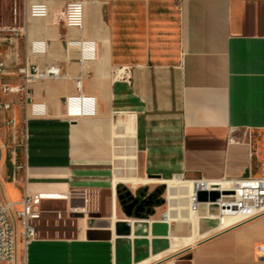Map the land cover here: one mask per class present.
I'll return each instance as SVG.
<instances>
[{"label": "crops", "instance_id": "0c3cea01", "mask_svg": "<svg viewBox=\"0 0 264 264\" xmlns=\"http://www.w3.org/2000/svg\"><path fill=\"white\" fill-rule=\"evenodd\" d=\"M1 3L7 21L10 10ZM60 13L32 18L29 41L0 38L1 87L23 84L27 56L63 73L31 82L27 101L3 94L6 108L19 104L14 121L24 130L19 164L3 181L8 198L20 200L25 190L58 200L110 190L112 209L113 189L117 197L123 183L113 188L117 178L219 180L264 171V0L88 1L82 28L65 25L63 16L55 21ZM69 38L94 40L97 55L81 59L76 47L67 48ZM35 39L47 41L45 53L30 55ZM123 66L129 79L116 76ZM79 77L83 91L97 97L95 114L68 113ZM34 103L45 112H34ZM211 205L198 203L194 227L169 214L166 193L165 211L146 218L165 219L170 239L194 228L202 237L160 262L186 256L187 264H264V213L222 225ZM82 230L74 239H36L20 255L28 264H116L114 237L88 239Z\"/></svg>", "mask_w": 264, "mask_h": 264}, {"label": "built area", "instance_id": "2783aa9c", "mask_svg": "<svg viewBox=\"0 0 264 264\" xmlns=\"http://www.w3.org/2000/svg\"><path fill=\"white\" fill-rule=\"evenodd\" d=\"M88 1L98 0H12L9 19L6 21L3 14L0 0V38L25 36L29 41V22L32 18H47L54 11L61 10L65 25L74 28H82L85 23V7ZM67 48L76 47L81 59L94 58L98 53V46L94 40H84L69 38L66 40ZM47 50V41L35 39L30 42V55L43 54ZM19 72L23 75L24 82L21 85L2 86L4 92H19L25 96L26 101L30 98V84L39 78L59 77L63 75L59 65H49L40 68L27 56L25 64ZM130 68L121 67L117 69L116 76L122 79H129ZM77 93L66 98L68 113L74 117L96 113L97 97L87 95L83 91L82 78H77ZM33 111L44 113V104L34 103ZM233 140V138H230ZM201 185L198 190H213L222 188L227 183L230 189L220 190L221 198L215 204L219 207L220 213L224 215L223 208L229 207L230 213L227 215H238L242 220L251 219L264 213V174L262 176L251 175L246 178H223L211 180L198 178ZM223 181L222 184H216ZM197 198V193H196ZM50 194L42 192H29L25 190L20 200H12L5 193L3 184H0V262L7 264H28L27 257L21 256L20 252H27L30 243L41 236V220L44 209L42 203L45 200H52ZM68 201L67 215L76 218L74 214L85 213L78 211L79 205H75V200L85 203L88 210L90 198L83 191H75ZM230 202L227 206L225 202ZM210 207V206H209ZM56 214V222L60 223L64 219V210H52ZM86 214V213H85ZM79 218V217H77ZM59 230V229H58ZM71 239V238H67ZM171 261L169 264H176Z\"/></svg>", "mask_w": 264, "mask_h": 264}, {"label": "rangeland", "instance_id": "374dc122", "mask_svg": "<svg viewBox=\"0 0 264 264\" xmlns=\"http://www.w3.org/2000/svg\"><path fill=\"white\" fill-rule=\"evenodd\" d=\"M3 2L6 4V6L11 8L12 0H3ZM62 18L61 13L54 15V20L58 21ZM7 92L3 91V88L0 86V184H3L4 178L7 179L8 175H11V177L14 174V169L19 164V148L22 147L23 141H24V130H23V124H16L14 121L15 111L17 110V106L11 105V107L6 108L3 101V94H6ZM19 96H23L22 93L17 92ZM13 116V118H12ZM13 119V120H11ZM254 162L256 171L260 170L261 167L259 165L260 161L257 155H254ZM264 171H261V174L255 176H262V173ZM188 179H198V178H189L184 177ZM150 187H154L156 184H147ZM129 186V185H127ZM144 186V185H142ZM132 190H136V186H129ZM141 186H138V188ZM165 187L166 184H165ZM134 188V189H133ZM183 190H190L192 189V186H183ZM118 201V198H117ZM75 205H79L82 203L81 200H75ZM215 207L216 205H211L210 209L212 207ZM68 201L65 199H52V200H45L42 203V208L44 209V212L42 213V220H41V236L46 238H61V239H67L71 238L74 239L79 236V233L84 227H87V220L89 218L93 219L91 213L98 212L103 217H110L112 214L111 209V191L107 190L105 192H102L101 194H97V192H92L90 197V203L88 206V210L86 213V218L84 221L81 219L83 217L79 218H70L67 215V209H68ZM55 209H61L64 210V219L60 220V223L56 222V214L52 211ZM166 206L163 205V207L160 209L161 211H165ZM119 218L124 217V214L121 212L120 208L118 210ZM59 229V230H58ZM83 231V230H82ZM86 237L84 234V231L82 233L81 237ZM171 252V251H170ZM168 252L165 257H168ZM188 257H181L179 261H177L176 264H187L186 260ZM0 264H7V263H0Z\"/></svg>", "mask_w": 264, "mask_h": 264}, {"label": "bare ground", "instance_id": "6f19581e", "mask_svg": "<svg viewBox=\"0 0 264 264\" xmlns=\"http://www.w3.org/2000/svg\"><path fill=\"white\" fill-rule=\"evenodd\" d=\"M120 182L129 184V185H136L139 183H147V184L164 183L166 184L169 214L171 216H179L178 217L179 220L189 221L194 224V227L197 226L198 210L196 207L198 203L200 202H198L196 198V189L198 188V185H199V188H201V185L199 184L197 179L184 178L182 175L176 176L174 178H169V179H162L161 177H150V178L139 179V180L132 179V178H117L114 180L113 188L116 185H118ZM222 183L224 182L218 181L216 184H222ZM183 186L184 187L192 186V189L183 190L182 189ZM228 186L229 185L227 183H224V186L222 188H219V190L222 189L225 191L227 189H230ZM112 199H113L112 200V214H111L110 219L108 220L112 223L111 230L114 231V224L119 218L118 213H117L118 201H117V197H116V193L114 189H113ZM223 201L224 200L220 202H223ZM224 202L225 204H227V206H230V202H228L227 200ZM209 203L214 204L215 202H209ZM88 205H89V202H88ZM79 206L80 208H77L78 211H81V212L87 211V209L84 208L85 207L84 201L81 204H79ZM223 212H224V216L222 215V225L242 221V218L238 215H231V216L227 215V213H230L229 207H224ZM81 219L84 221L87 218L85 216ZM108 220L105 218L103 219L89 218L87 220V227H84L83 231L91 227H103V225H106ZM200 237H202V234H200L196 228H194V230L189 234L178 235V234L173 233L171 235V239H170V235L167 237L170 240V245L167 249L161 252H158V253H152L148 257L143 258L141 260H135L134 262H132V264H156L157 262L164 260L165 259L164 256H166L168 252L179 250L184 245L194 244ZM116 238L117 237L114 235L115 242H116ZM135 238L136 236L133 235L132 239L134 240ZM147 238L149 241L152 240V235H149Z\"/></svg>", "mask_w": 264, "mask_h": 264}, {"label": "water", "instance_id": "95a60500", "mask_svg": "<svg viewBox=\"0 0 264 264\" xmlns=\"http://www.w3.org/2000/svg\"><path fill=\"white\" fill-rule=\"evenodd\" d=\"M150 177L162 178L159 174H150ZM196 193L198 202H217L221 198V192L217 189L210 191L196 189ZM126 215V218H118L114 224V231L111 230L112 223L108 220L110 216L105 218L108 220L106 225L91 227L86 232L88 239H112L114 235L117 237L115 242L116 264H132L135 260H141L152 253L161 252L169 247L170 240L167 237L170 234V229L169 223L165 219L150 222L141 213H137L135 216H131L130 213H126ZM74 216L85 217L86 214L78 213ZM90 216L96 219L104 218L98 212L91 213ZM158 224L161 225V229H156ZM133 235L136 236L134 240L132 239ZM149 235H152L150 241L147 238Z\"/></svg>", "mask_w": 264, "mask_h": 264}, {"label": "flooded vegetation", "instance_id": "af4514ba", "mask_svg": "<svg viewBox=\"0 0 264 264\" xmlns=\"http://www.w3.org/2000/svg\"><path fill=\"white\" fill-rule=\"evenodd\" d=\"M117 190V198L119 197L118 210L120 208L124 215L130 213L131 216H135V214L141 213L147 217L155 213L158 207L166 205L167 191L164 183L154 187L145 185L136 190H132L129 186L122 183ZM157 264H164V262Z\"/></svg>", "mask_w": 264, "mask_h": 264}]
</instances>
